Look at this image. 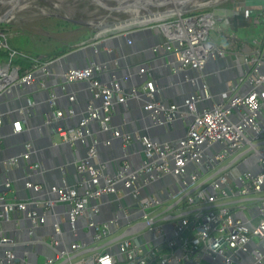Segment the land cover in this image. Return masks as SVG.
Returning <instances> with one entry per match:
<instances>
[{
  "label": "crops",
  "instance_id": "obj_1",
  "mask_svg": "<svg viewBox=\"0 0 264 264\" xmlns=\"http://www.w3.org/2000/svg\"><path fill=\"white\" fill-rule=\"evenodd\" d=\"M245 10L251 12L249 19H245L243 15L231 18L233 12L243 13ZM79 11L80 13L76 14V18L73 19L52 15L37 22L18 19L17 25L12 24L14 21L12 18L13 20L8 22L11 24L10 28L0 29V35L6 36L10 48L30 58L50 63L49 73L46 75L37 73L34 83L28 87L20 88V85L12 84L11 88L2 94L0 100V117L3 119V125L0 128V196L5 195L7 202L28 203L31 211H36L46 219V223L35 230L33 234L29 233L31 222L24 212L13 211L9 213V219L1 220L2 236L8 239L10 244L9 246L0 245V255L4 254L5 249L10 248L22 264H32V262L47 264L49 259H53L54 264H65V259H55L57 253L51 247L52 236H56L53 228L55 224L62 227L60 235L56 237L64 250L69 251L74 242L86 243L88 241L90 246H95L92 243L93 238L87 227L86 219L80 218L78 220L79 227L76 230L70 227L65 230L64 226L66 225L64 224L68 206L58 204L50 209L43 206L45 202L55 199V195L51 193L52 188L62 187L65 184L73 188L79 187L81 176L77 172L74 162L84 160L88 156L90 148H95L99 160L107 164L106 174L115 177L123 166L121 160L128 162L133 169L139 168L144 163V148L140 142L135 140L136 136L146 137L158 143L162 141L175 143L186 135L188 125L184 127L183 123L188 119L185 117L177 118L166 130L157 131L162 129L161 126H156L149 111L145 110L148 98L142 91L146 80H151L155 84L156 101L162 102L166 106L176 105L184 114H186L183 106L184 101L193 95H204L203 86H207L209 98L203 97L204 99L198 105V110L201 112L211 109L221 102L224 93L232 90L234 94L248 92V86L238 83V78L244 75L247 70L241 57L242 48L251 50L252 40L257 39L255 38L257 34L250 31L251 27L256 29L257 24H259L264 31V0L226 2L223 8L217 9L213 13L220 17L229 16L228 22L218 21L217 25L219 24L220 30L217 28L216 30L221 31L218 33L220 38L217 37V40L209 38V41L222 49L227 42L233 44L232 47L230 46L228 56L224 59L210 60L202 71L195 69L180 70L176 56L164 47L168 40L166 34L157 27L158 24L141 27L139 26L140 23H129L128 19L92 21L88 17V10L87 15H84L86 10ZM176 19H166V21L172 22ZM62 22H66V24ZM160 23L163 24V22ZM232 35L234 39H232ZM21 36L29 38L28 45L30 46L36 47L39 44L54 43L56 48L43 54H34L35 52L32 53L29 49L23 50L13 45L15 39ZM231 40L233 41L231 42ZM103 43L106 44V47L101 50V53H95L96 59L91 58L107 65L106 70L97 74L98 80L105 84L113 80L119 81L123 93L126 95L134 88L142 90L140 92L142 95L139 94L126 103L116 104L113 110L112 126L114 129L134 138L127 147L126 156L123 154V141L114 138L111 132H104L99 121L92 122L90 125V136L88 137L91 144L90 148L82 143L76 146L64 143L58 133L59 129L78 127L88 106L100 105V102L93 100L87 83L64 84L63 74L69 62L60 63V59L70 56L69 69H73L75 66H85L87 62L89 64L91 59L87 60V54L84 50ZM241 43H245V46H240ZM20 59L26 61L30 68L34 66V63L21 57L10 63L8 53L5 57L0 58V68L3 67V72H8L11 81L17 73L22 76L28 72H22L18 64ZM142 68L150 69L148 79L140 76L139 71ZM125 78L128 80L125 81ZM43 84L47 88L43 87ZM52 91L57 94L54 107L50 104V93H48ZM27 103L32 111L31 115L27 114L29 112L25 113ZM56 111H61L64 115L57 121H51L53 112ZM232 119L235 120V118ZM17 121H20L23 126V130L19 134L13 133V124ZM107 141H111L110 146L105 145ZM26 144L32 145L28 161L21 157L26 151ZM222 148L219 145L209 151L207 150L204 158H211ZM254 148L263 153L264 142L256 143ZM255 156L253 149L246 148L228 160L219 162L214 169L203 171L204 174L200 180L190 184L191 186H188L186 190L175 188L173 185H171L173 187L166 186L161 180L159 181L163 182V187L155 189L154 184H157V180L149 181L147 178L141 177V196L148 198L152 195L162 202V206L154 211V215L160 214L161 220H167H163L159 225L164 231V236L166 238L173 237L174 222H171V217L192 212L189 218L195 219L201 215L200 208L207 207L198 202L190 206L187 202L188 197L180 202L181 198L187 194H191L190 197L194 196L196 193L194 190L204 184L208 178L225 171L229 172L228 184L234 191L232 195L230 194L227 199L219 203L227 206L236 218L244 220L247 226L253 229L258 224V204L264 201V190L244 198L239 197L236 190L239 186L237 178L241 171H248L253 174L261 172V163ZM10 157L20 158L21 165L18 166L17 164L15 168L9 169L7 160ZM256 157L258 158V156ZM236 159L238 160L236 161ZM234 161L236 162L232 165ZM30 165L32 166L30 167ZM35 166L41 167L40 172H33L37 170ZM62 168L65 170L62 171ZM195 169V166H188L186 170L188 174H192ZM7 183L10 184L9 189L5 187ZM28 183L33 186H40L42 189L36 192L32 188L26 187ZM202 187L205 188L206 186ZM203 188H200L199 191ZM177 192L181 194L174 197L173 194ZM32 197H36L38 202L41 201L38 203V207L32 205L34 203ZM139 204L133 196H128L127 190L121 186H118L116 195L91 200V207L98 208L94 217L95 223L105 225L116 220V218L120 219L113 227L114 233L111 229L110 237L98 244L99 247L130 228V226L123 227L122 225L123 221L125 222L127 219L124 214L129 215V218L140 215ZM57 207L60 208H58V214H55L54 209ZM242 210H244V215L241 214ZM29 237L30 239L34 238L35 241L28 242ZM161 238L162 236L157 235L154 241L145 244L148 251L147 256L153 251L157 253V256L151 259L150 264H159V259L163 256H168L172 260V264H186L178 257L177 252L180 250L169 249L165 240L163 241ZM261 244L259 240L252 239L248 245V252L236 256L237 263L235 264H254L252 261L253 253L261 247ZM27 246L31 247V253L25 251L24 248ZM109 250L117 254L113 248ZM102 252L105 251L89 252L75 258L70 264H82ZM193 259L195 264H223V259L209 257L203 252L196 254Z\"/></svg>",
  "mask_w": 264,
  "mask_h": 264
},
{
  "label": "built area",
  "instance_id": "obj_2",
  "mask_svg": "<svg viewBox=\"0 0 264 264\" xmlns=\"http://www.w3.org/2000/svg\"><path fill=\"white\" fill-rule=\"evenodd\" d=\"M241 15L245 19H249L251 12L249 10H245L243 13L235 11L231 14V18H237ZM176 18L172 22L164 21L163 24H159L157 27L166 34L168 40L166 50L176 56L180 70L195 69L202 71L210 60L224 59L228 56L230 43L227 42L222 49L209 41V33L215 28L218 21L228 22L229 16L220 17L216 13H210L202 16H176ZM233 37L232 35V39H234ZM241 45L244 47L245 43H241ZM0 48L7 51L10 63L19 57L34 63L31 70L22 76L17 73L13 76L12 81L8 72H3V67H1L0 96L8 91L14 83L29 86L34 83L37 73L47 74L49 62L30 58L10 48L6 36L3 34L0 35ZM241 57L247 70L244 75L238 78V83L248 86V92L234 94L232 90L224 93L219 104L200 112L198 110L200 101L204 99V96L209 98L207 86H203L204 95H193L184 101L183 106L186 114L182 113L176 105L166 106L162 102L156 101L155 84L151 80L145 81L143 91L134 88L127 95L123 93L119 81L113 80L107 84L101 83L97 78V74L106 70L107 65L96 60L90 61L85 68L65 71L63 78L67 84L88 83L93 100L100 102V105H89L78 127L59 129V137L64 143L74 145L76 142L85 141L90 136L92 122L99 121L104 132H111L114 138L123 141V154L126 156L127 147L134 138L114 129L112 126L113 110L116 104H123L131 98H136L141 91L148 98L145 110L149 111L156 126L171 125L179 117L191 119V122L188 125L186 135L175 143H158L146 137L136 136L135 140L140 142L144 148V163L139 168L133 169L128 162L123 161V166L115 177L106 174L107 164L99 160L95 148H90L88 156L76 163V170L81 176L79 187L73 188L65 184L62 187L52 188L51 193L55 195V199L45 202L43 206L50 209L58 204L70 205L71 228L76 230L73 224L78 222L80 218L86 219L89 231L93 230L95 232L94 236L91 234L95 248L110 237L111 229L120 219L116 218V220H112L105 225L95 223L94 217L98 212V208L91 207V200L116 195L118 186L125 188L127 191L131 189V195L137 199L141 196V177H145L149 181H165L169 177L178 180L180 177H187L188 182L194 184L203 176V171L212 170L219 162L226 161L231 156L250 148L259 157L262 170L258 174L251 172L240 174L237 178L239 186L236 191L238 196L242 198L252 193L262 192L264 190V152L257 151L254 145L258 142H264V37L261 41L255 39L251 44V50L242 48ZM139 74L141 77L146 76L148 78L150 69L142 68ZM127 80L128 78H125V81ZM43 87L46 88L45 84H43ZM56 101V92H50L52 107L55 106ZM63 115L61 111L53 112L51 121H57ZM232 118H235V120ZM2 125L3 119L0 117V128ZM22 130L23 126L20 121L13 124V133L19 134ZM110 144L111 141L105 143L106 146H110ZM216 144L222 146V150L211 158H204L206 151L211 150ZM25 148L26 151L21 157L28 161L32 145L26 144ZM7 164L8 167L15 168L18 160L12 158L7 161ZM188 166H195V172L188 174L186 170ZM201 168L202 171H200ZM35 169H39V167L35 166ZM61 170L64 171L65 168ZM229 177V172L225 171L210 181H207L208 178L204 184L194 190L196 192H194V196L190 197L191 194L187 196V202L190 206L198 202L207 207L200 208L201 215L195 219L189 218L192 212H185L183 213L185 215L179 214L178 219L171 220V222H174L172 238L164 236V231L159 226L163 221L156 223V221L161 220L160 214L154 215V211L162 206L159 198H144L139 204L140 215H137V217H142L141 221L147 222L146 231L154 235L153 241L157 235L162 236L161 239L165 240L169 249L182 252V260L185 263L190 261L195 263L193 259L195 255L203 252L209 257L223 258V264H235L237 263L236 256L247 253L249 243L255 238L262 244L253 253L254 259L252 261L254 264H264V201L258 204V224L253 229L249 228L244 220L236 218L227 206L219 203L227 199L230 194L232 195L234 191L228 184ZM184 186L188 187L186 183H184ZM202 186L206 187L203 188ZM5 187L9 189L10 184L7 183ZM26 187L32 188L36 192L42 189L40 186H33L29 183ZM177 188L182 187L177 186ZM200 188L203 189L199 191ZM173 195L177 197L175 194ZM128 196L130 195L128 194ZM40 202H34L32 205L38 207ZM215 204L216 206L212 207ZM29 205L28 203L7 202L5 195L0 196V224L1 220L9 219V213L16 210L21 211L27 214L31 222L29 233L33 234L35 230L46 223V219L36 211H31ZM241 214H245L244 210ZM124 216L129 219V215L124 214ZM53 228L56 236H59L62 227L55 224ZM190 231L192 233H189ZM56 236H52L51 245L57 253L55 259L69 261L76 254L88 248H93V246L87 245L88 241L86 243L82 241L83 243L74 242L71 244L69 251L64 250ZM0 238L1 246H9V240L2 236L1 226ZM111 248L109 247V249ZM104 251L82 264H100L102 258H110L111 264H150L151 259L157 256L155 251L147 256L148 251L146 248L143 245L136 244L133 238L121 240L118 243L117 254L112 251ZM16 259L15 254L8 248L5 249L3 255H0V264H22L15 263ZM54 262L53 259H49L47 264H54ZM159 264H172V260L168 256H163L160 257Z\"/></svg>",
  "mask_w": 264,
  "mask_h": 264
},
{
  "label": "water",
  "instance_id": "obj_3",
  "mask_svg": "<svg viewBox=\"0 0 264 264\" xmlns=\"http://www.w3.org/2000/svg\"><path fill=\"white\" fill-rule=\"evenodd\" d=\"M16 1H19V3H20L22 0H14L12 3L14 4ZM90 1H92L94 4L98 5L99 7L103 8L104 10H107L109 12L119 13V14H129L131 12V10H135V11H133L135 13L138 10L139 11H144V12H146V15L144 17L136 16L135 18H132V19H128L127 20L129 23H137V24L140 23L139 26L143 27V26H147V25H151V24H155V23L164 22V21H166V19H168L171 16H183L184 14H182V12H184L183 11V8L185 6L190 5L192 3L201 2L202 0H167L165 2L162 1V0H141V2L143 3V5H140V6H138L137 4H134V3H132V4H128V3L125 4V2L123 0L121 2H120V0H90ZM105 2H113V3H115L116 6H109V5L105 4ZM216 2L217 1H215V2L211 1V2H208V3H205V4H202L201 3V4L198 5V8H202V7H212L213 5H216ZM172 3H174V6H175V9L174 10H170L169 9V10H165V11H162V12L159 11V9H161V8H169ZM0 4L9 5V4H11V2H7V1L1 2V0H0ZM177 4H180V7L179 8L176 7ZM9 6H10V8L7 9L2 15H0V24L1 23H8V22H10V20L12 19V15L15 13L16 8H18V7H13L12 5H9ZM145 7L156 8V9H158V11L157 12H153L152 10H149L148 8L145 9ZM195 7H197V6H195ZM139 11H138V13H139ZM138 13H136V14L138 15ZM159 16H164V17L163 18H160ZM88 26H90V25H88ZM167 46H168L167 44L164 45L165 48ZM105 47H106V44L103 43V44H99V45H96V46H91L90 48H87L86 50H84L85 53L87 54V60H90L91 58L92 59H96V54L95 53H98V52L101 53V50L104 49ZM69 58H70V56H66L64 59H60V63H64V64H65V62L71 63V61H70ZM92 59L90 61H92ZM68 64H67V67H66V71L69 70ZM87 64H88V62L86 63L85 66H75L73 69H82V68H85L87 66ZM49 72H50V65L47 68V73H49ZM146 79H148V78L146 77ZM64 84L65 85H68L65 80H64ZM23 87H28V86H26V85H20V88H23ZM47 91H49V90L47 89ZM48 93H50V92H48ZM139 94H141V93L139 92ZM1 98H2V95L0 96V100H1ZM28 106H29V104L27 103V107H26L25 113L26 112H29L27 114L31 115L32 114V111L29 109ZM190 122H191V119H188L187 121H184L183 126L186 127L187 125H189ZM168 126L169 125H167V126H161L160 128H162V129H158L157 131L159 132L160 130H164V129L166 130V128ZM89 141L90 140L87 138L85 141H83V142H80V141L79 142H76L74 145L76 146L77 144H81L82 143L87 148H90V145L91 144L89 143ZM164 142H167V141H162V143H164ZM68 145H66V146H68ZM217 146H219V145L216 144V145H214L213 148H216ZM249 152H250V150H249ZM12 158H15V157H10V158H8V160H10ZM17 160H18V166H20L21 165L20 158H17ZM237 160L238 159H236V161ZM123 161L124 160H121V162H123ZM236 161H234L232 163V165ZM258 161L260 163L259 157H258ZM77 162H79V161L76 160L74 162L75 167H76V163ZM31 166L32 165H30V167ZM8 168L11 169L10 167H8ZM40 170H41V168H39L37 170H34L33 172H40ZM202 170L203 169L201 168L200 171H202ZM225 170H227V169H225ZM33 172H31V173H33ZM247 172L246 171H241L240 174H245ZM218 174L219 173L214 174L207 181H210V180L214 179L215 177H217ZM200 175L202 176V174H200ZM186 178L187 177H180L178 179L179 180L178 181V180H175L172 177H169V179H167V180H165L163 182H164V184L166 186H170V187H173L174 186L175 188L177 186H180V187L183 188V190H186L187 187L184 186V183H186L187 186H191L190 183L188 182V180ZM140 182H142V180ZM163 182L157 181V184L156 185L154 184V188L157 189V188L163 187ZM171 185H173V186H171ZM131 191H132L131 189H129L127 191V193L130 196H132L131 195ZM175 195L176 196H179L180 193H177ZM187 196H189V194H187L186 196H184L183 198H181L180 202L182 200H184ZM149 197H152V195L149 196ZM144 198H145L144 196H140L139 198L136 199V202L140 203ZM32 201L38 202L37 199H36V197H32ZM64 205L65 206H68V209L66 211V215L67 216L65 217V224H64V225H66V226H64V229L66 230L69 227L71 228V226H72V224L70 222V219H69V211H70L71 206L70 205H67V204H64ZM58 208H60V207H57L56 209H54L55 214H58V211H59ZM183 215H185V214H183ZM179 217L180 216L171 217L170 219L171 220H175V219H178ZM141 218L142 217L133 216V217H131L129 219H126L125 222L123 221V223H122L123 227H129L130 226V228L128 230H126V232H124L123 234H121V235L113 238L109 242H106L105 244H103L100 247L88 248L85 251H83V252H81L79 254H76L75 256L71 257V259L69 261L66 260L65 261V264H68L70 261L74 260L75 258H77L79 256H82V255H85V254H87L89 252H92V251L93 252H97V251H101V250L110 251L109 250V247H112L113 250H115V252H118V243L121 240L126 239V238H133L134 239V242L136 244L143 245L144 248H145L146 242H152L153 239H154V235L152 233L146 231V229L148 227V224H147V222L141 221ZM161 221H163V219L162 220H159V221H156V223L161 222ZM73 225L76 228L79 227L78 222H76ZM131 225H133V226H131ZM90 231H91L92 236H94L95 235V232L93 230H90ZM112 232L114 233V230H112ZM33 241H35L34 238H31L30 239V237H29L28 242H33ZM87 245L89 246L90 244L88 243ZM24 249H25V251L27 253H31V247L30 246H27ZM177 254H178L179 259H182V256H183L182 252L179 251V252H177ZM219 259H223V258H219ZM253 259H254V257H253ZM15 263H21V261L19 259H16L15 260ZM32 264H37V262H32ZM186 264H195V263L193 261H190V262H187Z\"/></svg>",
  "mask_w": 264,
  "mask_h": 264
},
{
  "label": "rangeland",
  "instance_id": "obj_4",
  "mask_svg": "<svg viewBox=\"0 0 264 264\" xmlns=\"http://www.w3.org/2000/svg\"><path fill=\"white\" fill-rule=\"evenodd\" d=\"M123 1H129L128 4H137L138 6H140V4L137 2H135V0H123ZM167 1V0H166ZM215 2L214 0H202L201 2L198 3H192L190 5H187L183 8L182 14H184V16H202L205 14H210L213 13L214 11H216L217 9H221L226 5V2H232L231 0H217V4L212 6V7H202V8H198L199 4H205L208 2ZM157 2V1H156ZM165 2V1H164ZM21 7H24V9H16L15 13L12 15V18H14V21L12 24H16V22L18 21V19H25V20H29V21H42L47 19L48 17L52 16V15H58L60 17L63 18H69V19H73L76 18V13L75 10H86V13L84 15H87V10H88V17L93 21H97V20H103V19H120V20H124V19H132L135 18L136 16L139 17H144L146 15V12L144 11H139L138 15L133 12L135 10H131V12L129 14H119V13H114V12H109L107 10H104L103 8L99 7L98 5L94 4L92 1L90 0H22L21 2ZM105 4L109 5V6H116L115 3L113 2H105ZM143 5V3H142ZM197 6V7H195ZM10 6L9 5H0V15H2L7 9H9ZM149 9L152 10L153 12H157L158 9L156 8H149V7H145V9ZM174 10L175 6L174 3H172L170 5L169 8H161L159 9V11H165V10ZM176 18V16H171L168 19H174ZM13 20V19H12ZM156 25L161 24V23H155ZM17 25V24H16ZM11 24L10 23H1L0 24V29H7L10 28ZM219 29L220 30V26L219 24L215 25V28L213 30L210 31L209 33V38L212 40H217V37L220 38L218 33H221V31H217L216 30ZM250 31L253 33H256L257 35L255 36V38L259 39L260 41L263 40L264 37V31H263V27L260 26L259 24H257V28L253 29L252 27L250 28ZM254 38V37H253ZM252 38V39H253ZM28 37H17L15 39V44H13L14 46L23 49V50H31V52H35L34 54H43L47 51H51L52 49L56 48L55 44H39L38 46H30L28 45ZM255 39H253L252 41L254 42ZM12 43V42H11ZM252 44V43H251ZM230 46L232 47L233 44H230ZM256 158V157H255ZM258 160V158H256Z\"/></svg>",
  "mask_w": 264,
  "mask_h": 264
},
{
  "label": "trees",
  "instance_id": "obj_5",
  "mask_svg": "<svg viewBox=\"0 0 264 264\" xmlns=\"http://www.w3.org/2000/svg\"><path fill=\"white\" fill-rule=\"evenodd\" d=\"M79 10L80 9L76 10V12H77L76 14H79L80 13ZM62 23L66 24V22H62ZM6 55H7V52H5L3 49L0 48V58L5 57ZM21 60L22 59H20V61L18 62V64H19L22 72L23 71H29L31 69L30 66L26 64V61H24V60L21 61Z\"/></svg>",
  "mask_w": 264,
  "mask_h": 264
},
{
  "label": "bare ground",
  "instance_id": "obj_6",
  "mask_svg": "<svg viewBox=\"0 0 264 264\" xmlns=\"http://www.w3.org/2000/svg\"><path fill=\"white\" fill-rule=\"evenodd\" d=\"M5 1H7V2H11V4H9V5H12L13 7H18V8H16V9H19V10H21V9H24L25 8V6L24 7H21V3H19V1H16L14 4L12 3L14 0H1V2H5ZM122 0H120V2H121ZM139 1V2H138ZM162 1H166V0H162ZM214 1H217V0H214ZM125 2V4H127L128 2H126V1H124ZM135 2L137 3H139L140 5H142V2H141V0H135ZM218 2H219V0H218ZM176 4V3H175ZM176 7L177 8H179L180 7V4H177L176 5ZM136 13H138V11H136ZM160 18H163L164 16H159Z\"/></svg>",
  "mask_w": 264,
  "mask_h": 264
},
{
  "label": "clouds",
  "instance_id": "obj_7",
  "mask_svg": "<svg viewBox=\"0 0 264 264\" xmlns=\"http://www.w3.org/2000/svg\"><path fill=\"white\" fill-rule=\"evenodd\" d=\"M100 264H111L110 258H102Z\"/></svg>",
  "mask_w": 264,
  "mask_h": 264
}]
</instances>
